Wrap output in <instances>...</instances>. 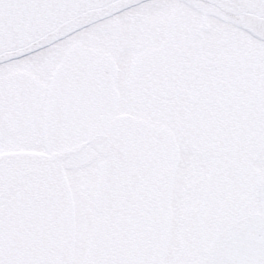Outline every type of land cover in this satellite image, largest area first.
<instances>
[{"label":"snow or ice","instance_id":"obj_1","mask_svg":"<svg viewBox=\"0 0 264 264\" xmlns=\"http://www.w3.org/2000/svg\"><path fill=\"white\" fill-rule=\"evenodd\" d=\"M0 264H264V0H0Z\"/></svg>","mask_w":264,"mask_h":264}]
</instances>
